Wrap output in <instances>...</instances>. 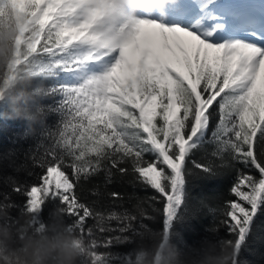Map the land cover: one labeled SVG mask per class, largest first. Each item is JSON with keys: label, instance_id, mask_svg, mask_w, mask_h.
Masks as SVG:
<instances>
[{"label": "snow or ice", "instance_id": "6c2138e0", "mask_svg": "<svg viewBox=\"0 0 264 264\" xmlns=\"http://www.w3.org/2000/svg\"><path fill=\"white\" fill-rule=\"evenodd\" d=\"M9 16L18 34L14 59L0 69V107L14 104L23 73L31 80L53 79L47 90L37 92L58 98L47 109L28 108L59 115L45 137L50 145L40 144L42 155L32 157L41 169L37 181H11L12 192L24 198L22 205L7 193L0 200L10 221L18 210L31 213L33 225L40 227L47 206L59 205L71 219L69 228L84 240L91 264H115L110 251L99 249L140 235L133 228L137 216L83 202L77 193L81 181L104 171L111 182L114 169L121 177L130 175L132 183L150 186L163 198L162 232L167 233L185 202L190 156L208 142L220 164L194 163L204 177L236 163L259 174L236 169L230 192L244 204L233 200L221 211L220 223L234 239L219 240L235 245L239 264L241 246L264 207V44L213 46L209 33L148 18L130 27H109L106 0H0V22ZM90 219L94 225H88ZM112 221L121 235L98 237L97 232L113 231ZM129 232L132 236L123 235ZM131 259L128 255L121 264Z\"/></svg>", "mask_w": 264, "mask_h": 264}, {"label": "trees", "instance_id": "16d2710c", "mask_svg": "<svg viewBox=\"0 0 264 264\" xmlns=\"http://www.w3.org/2000/svg\"><path fill=\"white\" fill-rule=\"evenodd\" d=\"M53 83V79L33 78L18 90L14 104H9L6 108L0 107V200L3 194L7 193L14 202L22 205L24 198L12 192L11 181L31 184L36 182L41 174V169L33 166L32 157L42 155L43 148L39 147L40 144L45 147L50 145L51 139L45 137L48 132L55 130L59 115L47 111L34 124L10 117L14 107L28 108L38 104L47 109L49 106H54L58 98L45 97L37 92L38 88L47 90ZM215 124L216 118L210 125L206 140L211 139V131ZM214 147V144L206 142L201 148L193 150L188 161L187 167L190 174L185 185V202L179 210V218L172 222L170 229L174 235L173 244L182 250L188 246L198 245L204 239H234L220 221L224 219L221 211L228 202L239 201V198L230 192L237 175L236 169L246 173L251 172L255 176L259 175L255 169H245L242 164L236 163L234 168L217 167L215 176L204 177V174L194 167V163L205 164L212 161L219 165L220 161L211 155ZM151 158L150 155H146V159ZM67 171L71 174L70 169ZM111 171L113 172L111 182L106 179V173L101 171L89 180L81 181L77 193L83 202L96 201L94 207L100 211L118 213L128 211L137 216V219L133 221V228L140 235L133 237L130 242L114 244L109 249L103 247L99 249L100 252L110 251L116 258L115 264H121L128 255L132 257L133 249L137 246L142 234L162 232L163 215L160 201L163 198L150 186L132 183L130 175L121 177L114 169ZM93 190L99 195L93 196ZM111 193H119V197L114 199ZM154 196L157 197L156 200L151 199ZM239 202L244 204L243 201ZM52 207L51 204L47 206L41 216L42 222L47 221ZM138 207L145 211L144 216L139 215ZM153 209L160 211H153ZM12 215L17 217L18 210H13ZM64 220L66 224L71 223L70 218L64 217ZM88 225H94V221L90 219ZM141 225L144 227L141 228ZM108 227L113 231L97 232V236L107 239L121 235L115 231L119 227L116 221H112ZM123 235L132 236V233ZM238 260L239 264H264V207L259 209L253 220L251 232L241 246Z\"/></svg>", "mask_w": 264, "mask_h": 264}, {"label": "clouds", "instance_id": "9594fccd", "mask_svg": "<svg viewBox=\"0 0 264 264\" xmlns=\"http://www.w3.org/2000/svg\"><path fill=\"white\" fill-rule=\"evenodd\" d=\"M179 0H106V23L109 27H130L140 18L167 20L168 10ZM15 20L0 22V69L6 68L15 56ZM30 77L21 73L17 83L23 87ZM41 113L27 107H14L10 118L38 122ZM169 231L142 234L133 249L131 264H235L234 244L204 239L198 245L182 250L173 244ZM93 257L84 240L64 220V209L55 205L48 219L35 227L31 213L18 214L10 221V211L0 203V264H91Z\"/></svg>", "mask_w": 264, "mask_h": 264}, {"label": "rangeland", "instance_id": "374dc122", "mask_svg": "<svg viewBox=\"0 0 264 264\" xmlns=\"http://www.w3.org/2000/svg\"><path fill=\"white\" fill-rule=\"evenodd\" d=\"M264 0H179L181 13L192 10L182 24V14L164 22L203 35L213 46L236 42L264 44ZM184 5V6H183ZM177 6L175 8H177ZM184 10V11H183ZM179 17V18H178ZM252 21L240 27L238 24Z\"/></svg>", "mask_w": 264, "mask_h": 264}, {"label": "bare ground", "instance_id": "6f19581e", "mask_svg": "<svg viewBox=\"0 0 264 264\" xmlns=\"http://www.w3.org/2000/svg\"><path fill=\"white\" fill-rule=\"evenodd\" d=\"M180 4V3H179ZM184 6V5H183ZM181 7H178L177 6V8H170L169 10H168V16H167V20L165 21V22H167L168 20H170V19H173V18H175L174 16H178L179 14H182V19L181 20H179V23H183L184 21H187L189 18H190V16H191V12H192V10H190V11H188V12H184V13H181ZM184 11V10H183ZM179 18V17H178ZM252 21H244V22H242V23H240V24H238L236 27L238 28V27H240V26H243V25H246V24H250Z\"/></svg>", "mask_w": 264, "mask_h": 264}]
</instances>
